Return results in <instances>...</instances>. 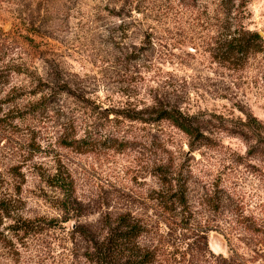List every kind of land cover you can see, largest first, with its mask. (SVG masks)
Here are the masks:
<instances>
[{
  "label": "rangeland",
  "instance_id": "obj_1",
  "mask_svg": "<svg viewBox=\"0 0 264 264\" xmlns=\"http://www.w3.org/2000/svg\"><path fill=\"white\" fill-rule=\"evenodd\" d=\"M196 5L0 0V264H87L72 260L87 246L74 229L106 236L121 215L140 225L134 247L167 264L214 261L200 230L214 255L264 264V0L242 19L263 45L235 67L208 52L232 29L197 22ZM164 103L200 115L205 138L153 120ZM169 180L186 183L172 211L158 196ZM61 189L77 209L59 210ZM25 219L37 232L20 238Z\"/></svg>",
  "mask_w": 264,
  "mask_h": 264
},
{
  "label": "trees",
  "instance_id": "obj_2",
  "mask_svg": "<svg viewBox=\"0 0 264 264\" xmlns=\"http://www.w3.org/2000/svg\"><path fill=\"white\" fill-rule=\"evenodd\" d=\"M194 1L198 4L196 5L197 22L207 23L218 28L215 30H221L223 32H230V29H232L230 33L223 34V37H217L216 45L208 51L215 62L230 64V66L235 67L241 65L247 59L250 52L257 51L261 48L263 45L262 36L256 31L244 30L242 26L247 0ZM153 112L155 114L153 120H166L193 140L205 138L202 133L205 121L200 115L185 113L179 107L170 105L169 103L158 105ZM243 125L248 129L254 126L261 127V123L254 117L248 119ZM52 178L57 180L56 182H62L64 180L62 177L59 178L58 174L53 175ZM175 184L178 186L177 188H174L172 181L169 180L168 187L158 195L160 196V202L164 206L168 205L171 211L174 206H181L187 203L186 183L177 181ZM61 190L63 192V198L59 200L61 206L59 210L66 213V211L69 212L72 210L73 207L77 209L76 204L74 205L76 202L74 200L73 203L69 201L71 195L65 193L66 189ZM168 193H170V196L166 198L165 194ZM218 204L219 198L214 199L213 206L217 207ZM234 212H232L231 216L235 217L234 221L239 225L240 231L242 228V230H249L255 236L259 235L262 228L247 226L245 223L246 218H243L242 212ZM69 219H63V222ZM184 224L188 225L189 222H185ZM22 225L25 233L21 234L20 238L30 232H37L38 225L29 219L23 220ZM139 226L137 221H128L123 215L120 216L117 225L109 230V235L102 237L90 234L85 226H77L74 231L80 239L87 243V246L84 252H78L72 249V260L75 262L82 259L87 264H167V258H160V249L157 245L146 248L143 252L137 250V247H134L136 236L139 233ZM240 234L241 237H238V239L240 238L239 241L243 242L246 237L242 233ZM222 235L229 241L228 232H224ZM11 238V236H4V242H10ZM193 241L196 244H201L199 251L201 250L200 252H203L202 257L207 252L214 258V261L209 264H245V260L240 258L233 249H230L231 253L226 257L221 255L216 256L211 253L207 246V238L204 230L197 232ZM161 253L163 252L161 251Z\"/></svg>",
  "mask_w": 264,
  "mask_h": 264
}]
</instances>
